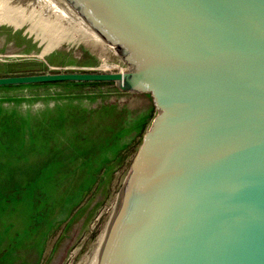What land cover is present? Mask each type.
<instances>
[{
    "label": "water",
    "instance_id": "95a60500",
    "mask_svg": "<svg viewBox=\"0 0 264 264\" xmlns=\"http://www.w3.org/2000/svg\"><path fill=\"white\" fill-rule=\"evenodd\" d=\"M127 72L0 78L112 83L157 110L53 264H264V0H0Z\"/></svg>",
    "mask_w": 264,
    "mask_h": 264
},
{
    "label": "rangeland",
    "instance_id": "374dc122",
    "mask_svg": "<svg viewBox=\"0 0 264 264\" xmlns=\"http://www.w3.org/2000/svg\"><path fill=\"white\" fill-rule=\"evenodd\" d=\"M0 9V78L119 72ZM148 99L112 83L0 87V264H53L87 204L130 161Z\"/></svg>",
    "mask_w": 264,
    "mask_h": 264
},
{
    "label": "crops",
    "instance_id": "0c3cea01",
    "mask_svg": "<svg viewBox=\"0 0 264 264\" xmlns=\"http://www.w3.org/2000/svg\"><path fill=\"white\" fill-rule=\"evenodd\" d=\"M128 95H133V96H138V97H146L148 99L149 102H148L147 107L145 108V110L143 112V115H142L143 120H148L150 118L151 114L153 113V111L155 110L154 104L151 101V99L147 95H140V94H128Z\"/></svg>",
    "mask_w": 264,
    "mask_h": 264
},
{
    "label": "built area",
    "instance_id": "2783aa9c",
    "mask_svg": "<svg viewBox=\"0 0 264 264\" xmlns=\"http://www.w3.org/2000/svg\"><path fill=\"white\" fill-rule=\"evenodd\" d=\"M127 71H129V69L127 68L126 70H124V69H120V71L119 72H127Z\"/></svg>",
    "mask_w": 264,
    "mask_h": 264
}]
</instances>
